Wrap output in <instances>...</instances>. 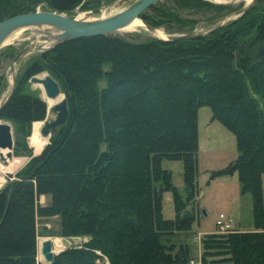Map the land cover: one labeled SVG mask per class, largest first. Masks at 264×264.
I'll return each instance as SVG.
<instances>
[{
  "label": "trees",
  "instance_id": "trees-1",
  "mask_svg": "<svg viewBox=\"0 0 264 264\" xmlns=\"http://www.w3.org/2000/svg\"><path fill=\"white\" fill-rule=\"evenodd\" d=\"M44 1L68 13L82 0ZM168 1L172 5L155 10L156 3L148 9L154 15L146 10L140 18L150 25L188 22L191 29L198 20L182 16L187 8H232L206 0ZM263 1L199 38L134 43L100 35L59 42L33 58L0 108V121L44 120L46 102L20 90L22 81L44 70L60 83L69 116L0 187V264H39L41 216L59 217V236L78 237L50 264H98L102 255L110 264H188L198 213L197 115L203 106L236 141V158L211 176L238 173L241 191L251 195L254 229L203 235L200 262L264 264ZM31 4L0 0V21L35 11ZM163 159L182 161L184 194L162 168ZM167 190L172 218L162 213ZM40 194L49 196L45 206L37 203Z\"/></svg>",
  "mask_w": 264,
  "mask_h": 264
},
{
  "label": "rangeland",
  "instance_id": "rangeland-1",
  "mask_svg": "<svg viewBox=\"0 0 264 264\" xmlns=\"http://www.w3.org/2000/svg\"><path fill=\"white\" fill-rule=\"evenodd\" d=\"M117 1L118 0H82L65 14L73 18L85 20L105 18L118 12L127 5V3L118 4ZM206 1L213 4L231 5L232 8L225 10L210 8L209 10L196 11V13L187 8L188 10L186 9V11H182V16L186 19L198 20L195 27L191 29H189L190 23L188 22H186L183 27L174 23L167 24L166 21L156 25L146 23L154 30H159L164 38L193 32H206L217 23L225 24L228 21L237 18L240 15L237 14V12H239L242 7L247 6L248 8L249 6L256 4L258 0H250L247 3L245 0ZM157 3L158 4L155 10H159L161 8L165 9V7L172 5V3L168 0H162ZM259 4L263 5L264 1ZM31 5H34L35 11H52L44 0H32ZM95 9L99 10L94 12ZM148 9H146L147 14L154 15L155 10ZM140 19L144 21L142 18ZM41 31L42 29L39 28H27L23 31L15 32L4 41V43L9 45L0 47V104L3 103L10 92L13 77H15V88L17 79L20 78L21 73L28 63L33 58L37 57L40 52L53 47V42L44 36ZM108 35L122 38L128 42L134 43L146 42L152 38H157L149 29H145L142 25H138L137 29L134 31L118 30ZM26 47H28V51L22 54L16 62H13L15 55ZM109 69L110 66L108 64L103 66L104 71H108ZM46 74L49 73L44 70L36 75L42 77ZM103 85L104 81H100V86ZM20 90L22 92L32 93L45 100L41 85L32 84L29 79L20 83ZM61 91L63 93L62 89ZM210 117L211 111L209 107L203 106L198 110V150L196 154L195 166L196 184L198 187L197 197L199 198L197 200L198 213L192 224L193 237L190 239L191 256L196 259L200 258L202 251L201 240L203 235L216 231L215 223L220 214L230 215L233 217L235 220V228H254L251 195L247 192L241 191V183L238 179V173L234 171L228 174L211 176L215 171L221 170L229 165L235 159L237 151L234 135L218 121L210 120ZM6 122H9L12 126L14 139L13 156L21 158L23 163L16 171L8 173L10 171L9 170L3 174V177L0 180V187L4 186V184L8 181L9 176L14 178L17 172L27 166L33 156L38 155L42 151L41 150L38 154H35L33 152V148L28 142L34 122L29 125H15L10 121ZM161 166L163 169L171 172L173 185L181 194H184L182 161L163 159ZM262 200L264 210V175L262 176ZM37 203L38 205L45 206L49 203V196L40 194L37 197ZM162 213L165 218H172L174 215L172 193L170 190L163 193ZM37 228L42 234L37 237V247L38 239H40L39 241L41 243L42 239H45L46 237L51 239L57 237L62 238L57 233L59 230L58 216L37 217ZM66 238H68L71 243H75L71 237ZM81 240L84 241V238H81L80 241ZM53 242L54 241L52 240V243ZM60 247L61 248L56 249L55 253L62 251V246ZM40 257L43 258L42 256ZM38 261L39 264L44 262V260L40 262L39 259Z\"/></svg>",
  "mask_w": 264,
  "mask_h": 264
},
{
  "label": "water",
  "instance_id": "water-1",
  "mask_svg": "<svg viewBox=\"0 0 264 264\" xmlns=\"http://www.w3.org/2000/svg\"><path fill=\"white\" fill-rule=\"evenodd\" d=\"M162 0H118V4L127 3V5L119 10L118 12L105 17L97 19H78L73 18L65 13H60L57 11H33L27 13L17 14L11 17H8L0 21V47L2 46L4 40L18 29H27V28H39L42 29L41 33L50 39L53 42V45L70 41L79 38H88L95 37L100 35H108L115 31H118L122 27L129 24L136 18H140L146 9L150 8L152 5ZM247 6H244L240 9L237 14H241ZM99 9H95L94 12ZM147 29L153 31L154 29L148 25L146 22L142 21ZM223 23H217L211 29L206 32H193L189 34H181L173 36L170 38H165L160 40L163 41H184L194 38H199L204 34L210 32L221 26ZM28 51V47L19 51L13 62H16L17 59L24 53ZM30 83L32 84H41L45 95L49 99H54L61 94L60 83L50 74H46L42 77L38 75H33L29 78ZM14 82L15 77H13V83L10 89V92L3 103L0 104V108L5 105L8 100L11 98L14 92ZM47 104V103H46ZM69 116V107L68 100L64 95L63 99L48 107L46 110V116L44 120L41 121L42 125L40 127V135L47 136L50 138L57 132V129L64 125L67 122ZM13 146L14 139L12 134V126L9 122L0 121V163L7 164L10 159L13 157ZM5 151V153H4ZM73 240H78V237H73ZM62 243L65 248L69 247L71 242L68 238L62 237ZM40 254L43 257L45 264H50L55 255L53 251L52 239L46 237L40 244Z\"/></svg>",
  "mask_w": 264,
  "mask_h": 264
},
{
  "label": "bare ground",
  "instance_id": "bare-ground-1",
  "mask_svg": "<svg viewBox=\"0 0 264 264\" xmlns=\"http://www.w3.org/2000/svg\"><path fill=\"white\" fill-rule=\"evenodd\" d=\"M216 1V0H215ZM248 1H250V0H245V2L247 3ZM110 14V13H109ZM108 14V15H109ZM107 15V16H108ZM138 19H140V18H136V19H134L133 21H131L129 24H127L126 26H124V27H122L121 29H119L120 31H134V30H136L137 29V26L138 25H142L145 29H147L146 28V26L144 25V23L142 22V20L140 19V20H138ZM24 29H18V30H16V31H14L13 33H15V32H19V31H23ZM152 32V34L153 35H155L156 37H158V38H161V39H165L164 37H162V34H161V32L159 31V30H153V31H151ZM13 33H11L9 36H11ZM8 36V37H9ZM7 37V38H8ZM5 41V40H4ZM4 45H9V44H6V43H4L3 42V44H2V46H4ZM12 82V81H11ZM41 85V84H40ZM41 88H42V90H43V92H44V89H43V87H42V85H41ZM44 97H45V102L47 103V105H48V107H50V106H52V105H54V104H56V103H58V102H60L62 99H63V97H64V94L61 92V94L58 96V97H56V98H54V99H49V98H47L46 97V95H45V92H44ZM41 125H42V123H41V121H35L34 123H33V127H32V132H31V135L29 136V139H28V142H29V144H30V146L33 148V152L35 153V154H38L46 145H47V143H48V141H49V138L47 137V136H41L40 135V133H39V131H40V127H41ZM4 153H5V151H4ZM22 159L21 158H19V157H12V159H10L9 161H8V163L7 164H2V163H0V180L2 179V177H3V174L5 173V172H8L9 170V172L8 173H12V172H14V171H16L18 168H20V166L22 165ZM3 184V183H2ZM40 238H42V237H40ZM58 239H59V241H60V244H61V246H62V250L65 248L64 247V245H63V243H62V240H61V238H59V237H57ZM40 239H38V250H39V254H38V258L37 259H39L40 260V262H42L43 260L41 259V257L40 256H42L41 254H40V245H39V243H40V241H39ZM44 240V238L42 239V241ZM41 244V243H40ZM53 251H54V253L56 252V249L55 248H53ZM58 253V252H57ZM40 255V256H39ZM40 257V258H39ZM38 263H39V261H38ZM44 263V262H43ZM42 263V264H43ZM41 264V263H40Z\"/></svg>",
  "mask_w": 264,
  "mask_h": 264
},
{
  "label": "built area",
  "instance_id": "built-area-1",
  "mask_svg": "<svg viewBox=\"0 0 264 264\" xmlns=\"http://www.w3.org/2000/svg\"><path fill=\"white\" fill-rule=\"evenodd\" d=\"M216 232L225 233L232 230L235 227V220L230 215L220 214L218 220L216 221ZM98 264H110L106 256H101L97 260ZM188 264H201L200 258H191Z\"/></svg>",
  "mask_w": 264,
  "mask_h": 264
},
{
  "label": "crops",
  "instance_id": "crops-1",
  "mask_svg": "<svg viewBox=\"0 0 264 264\" xmlns=\"http://www.w3.org/2000/svg\"><path fill=\"white\" fill-rule=\"evenodd\" d=\"M237 156V155H236ZM236 158V157H235ZM198 198L199 197H197L196 199L198 200ZM240 227V226H239ZM240 229L241 230H252V229H245V228H241L240 227ZM254 229V228H253ZM52 240L54 241L53 242V248H55V249H59V248H61L60 246H61V244H60V241H59V239L58 238H52Z\"/></svg>",
  "mask_w": 264,
  "mask_h": 264
}]
</instances>
